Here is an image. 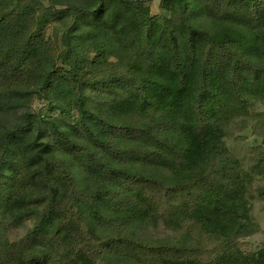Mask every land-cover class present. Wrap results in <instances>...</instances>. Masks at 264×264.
<instances>
[{
  "label": "trees",
  "instance_id": "trees-1",
  "mask_svg": "<svg viewBox=\"0 0 264 264\" xmlns=\"http://www.w3.org/2000/svg\"><path fill=\"white\" fill-rule=\"evenodd\" d=\"M189 2L164 0L167 18L138 0L62 9L0 0V110L43 81L88 132L74 138L48 119L37 136L40 117L25 114L0 135V264H264V247L244 250L243 169L222 144L226 120L264 96V0H197L220 32L192 23ZM53 21L66 23L61 43L78 54L75 67L90 70L51 71L49 51L61 48L44 37ZM115 47L147 74L109 60ZM129 114L135 122L123 119ZM73 166L93 187L82 186ZM257 169L264 177V153ZM31 217L34 226L11 241L10 231ZM159 220L172 239L132 231L135 222Z\"/></svg>",
  "mask_w": 264,
  "mask_h": 264
},
{
  "label": "rangeland",
  "instance_id": "rangeland-1",
  "mask_svg": "<svg viewBox=\"0 0 264 264\" xmlns=\"http://www.w3.org/2000/svg\"><path fill=\"white\" fill-rule=\"evenodd\" d=\"M42 1L48 6L55 5L59 9L69 7L71 4H81L83 2V0ZM163 1L138 0L142 8L148 9L151 14H163L167 18H170V11L163 5ZM189 3L192 8L190 13L192 23L210 32H220L222 30V25L219 24L220 22L205 14L198 5L197 0H190ZM226 25H230L232 28V23H227ZM235 26L238 25L235 24ZM65 31L66 23L63 21H53L48 25L44 33L45 40H55L61 45L59 52H54L55 49H50L49 51V53H53L55 56V58L53 57L55 65L51 71H55L57 67H60L64 70V74H66L67 71L76 69L82 75L85 71L91 69V65L81 63L80 68L75 67V64L79 62L78 54L72 51L65 52V46L61 43ZM47 53V47L44 46L41 50V55ZM91 56H94V54H91ZM108 59L111 61L132 63L138 67V71L142 74H147L148 72L146 64L136 63L135 59L128 52L119 50L116 47L114 49L111 48ZM57 93L58 90H56L55 85H49L43 81L35 83L31 92L21 97L15 108L0 110V135L6 129L20 122L25 114H33L37 117L39 116L40 118H38L42 122L41 124L37 123L34 125V133L37 136L44 133V127L47 126L45 120L51 119L54 120L61 130L68 132L70 136L76 138L79 135L77 138L81 139L82 137L87 140L88 132L85 126L80 123L77 110L70 101L65 99L64 94L57 95ZM63 93H65L64 90ZM123 119L128 122H135L136 116L129 114L124 116ZM222 144L228 149L230 155L239 161L243 169V186L247 201V234L244 238V250L257 251L264 247V195L261 193V188L264 186V177L257 169V163L264 153V96H255L252 107H249L245 111L236 112L226 120L225 135ZM55 153L60 157L68 158L61 150H57ZM130 168L146 172L142 166L135 164L130 166ZM70 170H72L83 187H93L90 177L83 173L78 166H73ZM159 173L171 177L167 170L159 169ZM34 222L35 219L33 217L22 221L17 228L10 231L9 239L15 241L24 237L34 226ZM132 231L140 237L147 239H172L174 237V231L163 220H159L156 224L135 222L132 226ZM97 264L134 263L104 259Z\"/></svg>",
  "mask_w": 264,
  "mask_h": 264
}]
</instances>
